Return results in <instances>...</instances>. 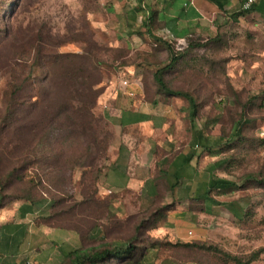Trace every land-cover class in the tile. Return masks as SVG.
Listing matches in <instances>:
<instances>
[{
	"label": "rangeland",
	"instance_id": "1",
	"mask_svg": "<svg viewBox=\"0 0 264 264\" xmlns=\"http://www.w3.org/2000/svg\"><path fill=\"white\" fill-rule=\"evenodd\" d=\"M107 3L0 0V220L3 213L30 205L28 225L75 228L82 234L102 226L107 243L135 236L132 245L145 264H234L232 257L246 262L264 248V18L251 14L214 39L190 41L189 47L170 41L181 58L162 73L166 87L192 96L197 128L212 142L223 139L215 155L197 150L193 179L214 176L239 189L214 193L222 205L210 211H202L198 202H182V243L201 248L152 249L156 242L175 238L166 219L152 217L161 209L158 202L146 211L150 203L138 193L104 196L114 181L118 146L133 152L130 176L145 179L157 176L147 162L150 146L161 157L168 140L182 150L191 145L189 108L187 101L166 95L153 78L168 64L166 46L121 38ZM122 81L128 82L126 89ZM93 97L92 118L77 116L80 101ZM137 109L154 114L155 129L120 126L117 118ZM77 118L87 131L71 127ZM237 124L239 134L232 138ZM141 132L169 133L147 139ZM145 220L156 229L136 234ZM100 243L86 239L80 248H99ZM51 247V257L60 258L58 243L43 237V250ZM250 264H264V253Z\"/></svg>",
	"mask_w": 264,
	"mask_h": 264
},
{
	"label": "crops",
	"instance_id": "2",
	"mask_svg": "<svg viewBox=\"0 0 264 264\" xmlns=\"http://www.w3.org/2000/svg\"><path fill=\"white\" fill-rule=\"evenodd\" d=\"M245 2L246 0H108L106 8L114 16L115 24L119 26V35L125 40L137 43L158 39L187 45L194 40L214 39L228 25L246 19L251 14H258L264 18V14L260 11L237 16L244 11ZM261 9L264 10V7ZM123 114L118 118L112 114L109 116L111 119L120 120L122 128L140 126L148 130L151 127L155 129L154 114L149 111L141 113L138 109L130 112L125 110ZM163 133L167 136L169 132H141V136L155 139ZM188 148L189 146L182 150V146L179 148L173 140H168L162 148L164 154L157 157L156 150L150 146L147 150L148 156L150 155L147 162L153 171L156 170L157 176L140 179L130 176L129 173V165L134 158L131 148L118 146L112 169L115 175L114 181L110 182L107 194L104 196L106 199L113 195L114 199H117L118 196L122 197L124 192L134 195L138 193L142 202L150 203L145 208L146 211L154 208L156 202L161 209L167 207L164 215L170 231L174 234L172 237H175L174 240H167L171 244H182V202L186 201H182V185L183 180H187L185 177L182 180V158ZM172 185L175 186L173 190L170 189ZM113 207L115 208L114 205ZM29 214L24 213L22 208L2 214L0 264H61L66 260L68 252L80 248L82 238L76 231L49 229L44 225H28L25 220ZM46 230L56 239L47 237ZM43 237L50 244L58 243L56 249H59L60 258L56 255L51 257L53 247L47 249L49 251L43 250Z\"/></svg>",
	"mask_w": 264,
	"mask_h": 264
},
{
	"label": "trees",
	"instance_id": "3",
	"mask_svg": "<svg viewBox=\"0 0 264 264\" xmlns=\"http://www.w3.org/2000/svg\"><path fill=\"white\" fill-rule=\"evenodd\" d=\"M260 1V2H259ZM264 7V0H257V2L251 6L250 9L244 10L241 13L237 14V16H244L246 14H249L253 11H260V13L264 14V10L261 9ZM262 10V11H261ZM154 42L153 46H156L157 44H164L168 50L169 53V59L168 64H166L163 68L157 69L154 74L153 78L155 82L157 83L160 90H162L166 95L169 97L174 98H180L188 103V118L190 123V131L192 135V143L189 146V148L186 151V154L182 158V180L185 177L187 180V183L183 186L184 194L182 196V200H188L192 202H198L202 205V211H210L212 207L222 205L217 200L214 199L212 196L214 193L218 195H227L230 193L235 192L239 189V186L227 179L223 178H217V177H210L207 181H195L193 179V176L196 174V170L194 167L191 166V162L199 157V154L197 153V150L207 153L208 155H215L217 153H214L215 147H218V144L223 143L222 138H218L217 141L212 142L211 138L208 135H205L204 132H202L201 129L197 128L195 123V118L197 114V104L192 96L185 92L181 91H171L169 90L163 79H162V73L166 70L171 69L181 58L179 54L175 53L173 49L170 47L171 42H163L158 39L152 40ZM190 43L188 42L187 47H189ZM73 77L70 78V80L73 81ZM76 80V78L74 79ZM90 87V85H89ZM77 94V91H74ZM81 106L76 109L75 114L79 115L81 118L85 119H91L92 118V112L91 109L94 105V97L91 98V101H80ZM262 106L264 108V100L262 102ZM61 112L57 113V118H59ZM77 115V116H78ZM78 117V118H79ZM74 122H71V127L76 128L77 130H80L82 132L87 131L89 128L88 126H83L79 119ZM87 123L89 121H86ZM86 124V123H85ZM84 124V125H85ZM90 126V125H89ZM239 124L235 127V131L233 134L234 138L239 134ZM224 143L226 145H229L230 141L228 139L224 140ZM251 177H247V180H250ZM175 186H170V189L173 190ZM106 202V200L104 201ZM31 204V203H30ZM105 204V203H104ZM227 205V204H224ZM30 205H23L22 210L24 213H29L30 211ZM105 208L109 211V205L105 204ZM167 207L157 210L152 217L156 218L155 221H158L160 219H166V216L164 215V212L167 211ZM184 212H182V220L184 217ZM51 218H47L46 220H50ZM156 226H150L148 223V220H145L144 222L140 223L139 226L136 227L135 232L136 234H140L142 230H150L155 228ZM73 231H76L82 238V240L90 239V240H96L98 242H101L98 246L99 248H78L75 250H72L67 253L66 260L68 261V264H145L143 262L144 256L138 253V247L133 246L132 242L135 241L137 238L133 236L129 241L122 240V239H112L110 243H107V233L106 230L99 226L97 228H94L93 232H90L88 234H82L77 229H72ZM195 247V248H201L197 243H162V242H156L152 244L150 247L153 249L154 247ZM264 253V248L260 249L256 253L252 254L250 258L246 262H242L238 258H231V261L234 262V264H250L256 258L258 255ZM166 264H170L169 261L164 262Z\"/></svg>",
	"mask_w": 264,
	"mask_h": 264
},
{
	"label": "built area",
	"instance_id": "4",
	"mask_svg": "<svg viewBox=\"0 0 264 264\" xmlns=\"http://www.w3.org/2000/svg\"><path fill=\"white\" fill-rule=\"evenodd\" d=\"M257 2V0H246V2L243 5V9L244 10H248L251 8V6H253L255 3ZM120 85L126 89L128 87V82L127 81H122L120 83Z\"/></svg>",
	"mask_w": 264,
	"mask_h": 264
}]
</instances>
